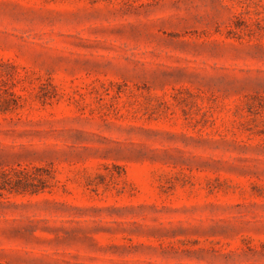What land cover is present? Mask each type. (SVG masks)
Wrapping results in <instances>:
<instances>
[{
  "label": "rangeland",
  "instance_id": "374dc122",
  "mask_svg": "<svg viewBox=\"0 0 264 264\" xmlns=\"http://www.w3.org/2000/svg\"><path fill=\"white\" fill-rule=\"evenodd\" d=\"M0 264H264V0H0Z\"/></svg>",
  "mask_w": 264,
  "mask_h": 264
},
{
  "label": "trees",
  "instance_id": "16d2710c",
  "mask_svg": "<svg viewBox=\"0 0 264 264\" xmlns=\"http://www.w3.org/2000/svg\"><path fill=\"white\" fill-rule=\"evenodd\" d=\"M0 188H5L4 185L0 184Z\"/></svg>",
  "mask_w": 264,
  "mask_h": 264
}]
</instances>
